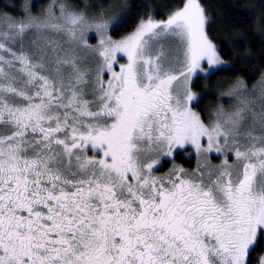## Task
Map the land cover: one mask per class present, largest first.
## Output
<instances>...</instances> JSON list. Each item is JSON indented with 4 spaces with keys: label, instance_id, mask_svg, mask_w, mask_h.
<instances>
[{
    "label": "snow or ice",
    "instance_id": "snow-or-ice-1",
    "mask_svg": "<svg viewBox=\"0 0 264 264\" xmlns=\"http://www.w3.org/2000/svg\"><path fill=\"white\" fill-rule=\"evenodd\" d=\"M61 17L4 18L0 31L70 37L31 52L0 42V264H252L264 241V83L259 111L242 81L226 94L235 111L206 125L192 110V78L226 64L201 0L120 40L107 22L63 6ZM92 32L94 74L78 51ZM189 148L192 173L155 174Z\"/></svg>",
    "mask_w": 264,
    "mask_h": 264
},
{
    "label": "trees",
    "instance_id": "trees-1",
    "mask_svg": "<svg viewBox=\"0 0 264 264\" xmlns=\"http://www.w3.org/2000/svg\"><path fill=\"white\" fill-rule=\"evenodd\" d=\"M56 1L86 19L107 18L112 8L119 7L118 22L109 29L113 38L129 34L146 18L163 20L183 4V0H0V22L4 18L23 17L27 4L32 14H37ZM201 3L208 16L206 31L228 63L208 75H197L192 83L199 95L193 106L203 121L210 123L219 111L220 102H226L225 98L220 99L221 94L231 91L238 81L252 87L264 73V0H201ZM94 38L91 36L88 41L93 42ZM194 163V157L188 158L184 150H179L174 159H165L156 173L163 174L174 165L192 169ZM260 255H264V241L252 253V264H257Z\"/></svg>",
    "mask_w": 264,
    "mask_h": 264
},
{
    "label": "rangeland",
    "instance_id": "rangeland-1",
    "mask_svg": "<svg viewBox=\"0 0 264 264\" xmlns=\"http://www.w3.org/2000/svg\"><path fill=\"white\" fill-rule=\"evenodd\" d=\"M62 6L67 12H72L69 8H65L64 5H62V2L56 1V2H52L51 4H49L48 7H46L45 9H42L37 14H32V11L30 10V5L27 4V7H25V12H24L23 17L15 18V19H12V20H14V22H16V23H20V22H26L29 19L34 17V18L38 19L39 21L47 22V21L51 20V22H53V23H60L62 25H66V21L61 17V7ZM123 6H125V5H123ZM118 8L119 7L112 8V10H110V13L108 14L107 18H105V16H100V17L99 16H93L92 18H89L87 20L90 23H93V22H107V23H109L110 26H112L113 24L118 22L119 18L116 15L117 12L120 13V10ZM125 9H126V6H125ZM123 10H122V12H123ZM167 18H165L163 20H166ZM147 19L148 18L144 19L143 21H146ZM3 21H4V19L0 22V31L3 30ZM156 21H161V20H156ZM136 28L132 32H134L136 30ZM132 32H130L129 34H127V35H125L123 37H120V38H113V37H111V38L113 40H120V39L130 35ZM108 34L110 35L109 32H108ZM87 35H88V39H90L91 36H95V38H94L95 41H93V42L88 41V45L86 47L81 45V47L78 49V51H79L80 56L84 58L83 66L85 68L92 69L93 70V74H94L95 73V69L97 67V62L100 60V58H99L97 53L91 52L89 49L93 48V47H96L98 45L99 38L95 35L94 32L88 33ZM33 41H36L37 43L33 44ZM0 42H5L6 44H8V46L12 47L17 52H19L21 50L22 46H23V50L25 52H31V51H35V49H36V47L38 45H47L49 43H52L53 46H55L56 44H60V45H63L65 48H67L70 45V37H69V35L66 32H57V31H54L52 29H40L39 32H37L36 29H31L24 35L22 40L20 38H17L13 42L12 40H3V38H0ZM170 46L173 47V48H176V47H178V42H172ZM124 62H126V58L122 57L120 59L119 63H124ZM227 64L228 63L226 62L225 66ZM204 66L207 67L206 63H205ZM115 70L119 71V64H117L115 66ZM197 75H205V74L198 73ZM197 75H195L192 78V80L190 81L188 86L191 89L192 93L197 97V99L194 100L191 103V107H192L193 111L198 113V111L194 108L193 103L198 100L199 95L192 88L193 80L195 79V77ZM107 78L108 77L105 76L106 80H107ZM238 83H239V81L236 84H234L233 87H236ZM262 83H264V73L262 74L261 78L258 80V82L255 85H253L252 87H246L245 86L246 92L248 93L247 98L250 99V100L256 101V110L257 111H259V105L261 103L260 93H261V85H262ZM228 92H230V91H228ZM228 92H225L224 94H221L220 99L221 98L222 99L225 98L226 102H223V101L220 102L219 110L223 109L225 112L235 111V109H236V107L238 105V101H237V99L235 97H228L226 95ZM89 98H91V97H89ZM214 121H215V119L213 121H210V123H205V124L206 125L212 124ZM203 143L205 145L207 144L206 138L203 140ZM185 155L188 158L194 157V160H195L194 168H192V169H186L185 168L184 169L181 166L174 165V166H172L170 168V170L175 167V168H182L186 173H189V174L192 173L198 166V158H197L196 154L194 153V151L191 148H189L187 151H185ZM212 156H213V158L211 160V163L213 165L220 164L222 162V160L224 159L223 155L217 156L215 153H213ZM233 160H234V156H232L230 158L229 162L231 163ZM199 163H201V164L204 163L203 158L199 159ZM170 170H168L167 172H165L163 174H159V173H155V174L157 176H163L166 173H168Z\"/></svg>",
    "mask_w": 264,
    "mask_h": 264
}]
</instances>
